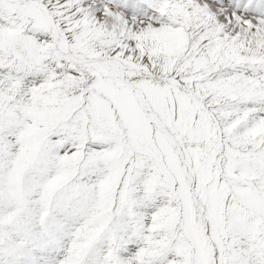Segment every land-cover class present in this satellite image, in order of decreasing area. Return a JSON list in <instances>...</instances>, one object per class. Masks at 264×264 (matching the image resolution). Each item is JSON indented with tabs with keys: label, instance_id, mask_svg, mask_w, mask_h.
<instances>
[{
	"label": "snow or ice",
	"instance_id": "snow-or-ice-1",
	"mask_svg": "<svg viewBox=\"0 0 264 264\" xmlns=\"http://www.w3.org/2000/svg\"><path fill=\"white\" fill-rule=\"evenodd\" d=\"M0 264H264V0H0Z\"/></svg>",
	"mask_w": 264,
	"mask_h": 264
}]
</instances>
